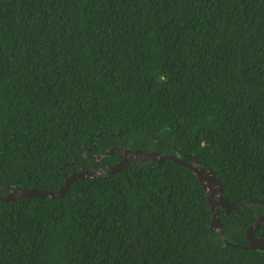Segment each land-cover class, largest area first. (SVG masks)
<instances>
[{
  "label": "trees",
  "instance_id": "1",
  "mask_svg": "<svg viewBox=\"0 0 264 264\" xmlns=\"http://www.w3.org/2000/svg\"><path fill=\"white\" fill-rule=\"evenodd\" d=\"M114 146L193 154L228 200H264V0H0V195ZM218 210L246 244L264 205ZM211 218L189 168L142 161L0 201V264H264Z\"/></svg>",
  "mask_w": 264,
  "mask_h": 264
},
{
  "label": "water",
  "instance_id": "2",
  "mask_svg": "<svg viewBox=\"0 0 264 264\" xmlns=\"http://www.w3.org/2000/svg\"><path fill=\"white\" fill-rule=\"evenodd\" d=\"M102 135V132H99L97 136ZM118 152L123 156L112 166H105L102 168H97L96 164L90 170H82L79 172L72 173L66 177L64 184L57 190L50 189H39L36 187L32 188H7L6 193L0 195V201H8L23 197L37 196L40 198L51 197L57 198L61 197L69 184L74 180H79L84 177H92L99 175H109L111 173L117 172L123 169L126 166H133L139 164L142 161H153L157 163H162L165 160H171L173 162L179 163L187 168H189L195 176L198 178L202 187L205 191L206 197L211 205L212 218H211V229L220 233L227 245L234 246L237 248L243 249H253V250H264V236L260 234L255 235V229L264 224V212L260 215L246 230V244H238L230 242L226 239L224 233L221 230V220L219 216L218 207H222L225 210V213H229L237 208H247L253 205L256 202L262 203L264 205V200L261 199H248L242 203H236L235 201L228 200L223 195V182L217 177L211 170L203 168L202 164L198 157L193 154H190V157L193 158V161H190L186 158V155H170L158 151L147 152L144 149L140 148H125L114 146L107 149L105 152L97 154V162L101 161L103 157L109 155L110 153ZM85 155V154H84ZM58 171V170H57Z\"/></svg>",
  "mask_w": 264,
  "mask_h": 264
}]
</instances>
